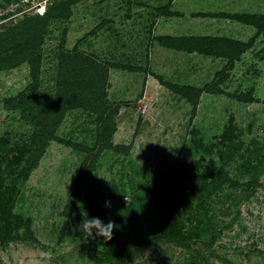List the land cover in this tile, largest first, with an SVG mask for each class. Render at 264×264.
<instances>
[{"label":"rangeland","instance_id":"1","mask_svg":"<svg viewBox=\"0 0 264 264\" xmlns=\"http://www.w3.org/2000/svg\"><path fill=\"white\" fill-rule=\"evenodd\" d=\"M222 2L0 0V32L10 37V26L49 12L39 20L36 79L27 60L0 65V141L7 147L40 130L37 110L56 100L69 55L83 61L84 80L100 71L104 87L90 97L98 112L65 110L28 175L17 171L5 181H15V190L0 210V232L18 217L22 224L0 242V264H264V37L248 24L242 42L252 46H230L231 57L155 40L193 37L198 47L197 31L223 42L245 30L222 12L264 14V0ZM50 3L57 7L49 11ZM240 48L248 52L234 58ZM190 162L194 176H167ZM181 193L191 196L173 226L166 202ZM84 211L120 225L113 236L126 242L123 259H108L110 240L80 232Z\"/></svg>","mask_w":264,"mask_h":264},{"label":"trees","instance_id":"2","mask_svg":"<svg viewBox=\"0 0 264 264\" xmlns=\"http://www.w3.org/2000/svg\"><path fill=\"white\" fill-rule=\"evenodd\" d=\"M56 7L57 5H55V3L54 4L50 3L48 6L49 8L48 10L51 11ZM46 13H45L46 15L43 14L45 16L36 15V19L34 20V22L32 18H30L24 21H18L15 25L10 26L9 27L11 28L10 30L13 31L11 37L8 36L4 31L0 32V53L3 54L1 56L2 58L0 60V65L15 66L16 64L21 62V59L27 60L32 66V77L34 78V80L36 79L35 65H34L35 59L33 58V53L35 52L36 49V45H35L36 36H38L39 31L41 29L40 27L41 24H39L40 22L39 20L45 18L49 12L46 11ZM230 17L239 20L241 22H244L246 24L253 25L256 28V34L264 36V14L244 13V14H235L233 16L231 15ZM165 39H168V37L163 38V36H156L155 38V40H158V42H160L164 46L176 48L177 50H185L189 53L191 52H199L205 54L213 53L215 55H225L229 57L232 56L231 55L232 50L230 49V46L232 47V45L240 44L243 45L242 47L245 49L248 48L250 45V42L247 44L235 39L225 38L223 39L222 42L219 38L205 37V38H199L200 45L197 47L198 42H196L193 37L192 38L182 37V38H173V39L171 38L172 44L166 42ZM206 39H209L210 42L209 45L207 44ZM23 41L25 42L23 43ZM8 45H11L13 49L12 48L9 49ZM212 45H216L221 52L219 50L214 51L211 48H209ZM30 49L31 52H28ZM244 49L242 48L238 49L236 55L233 54L234 55L233 57L235 58L240 56L244 52ZM8 51L11 52L8 53ZM29 53L32 54V57L29 55ZM24 54L26 55L24 56ZM71 56L72 55H69L68 56L69 59L66 61L64 60V62L62 63L64 78L60 79V81L57 83L58 92H57L56 100L50 103L47 102L41 104L37 110V112L39 113L38 124L40 130L39 131L37 130L34 137L32 138V141L30 140L29 142H26L24 144H15L12 147H7L4 142L0 141V210L2 211L6 210L7 205L11 199V193L14 192L15 190V184H14L15 181L10 182V184L6 187L4 186L5 181H9L11 178H13L16 175L17 171L19 172L20 175L23 176L28 175V173L36 165L39 157L42 155L46 142L53 136L54 127L59 122L58 119L61 118L64 111L76 107H82L85 109H89L92 107L91 109L93 111L98 112V109H95V107H93L96 104L93 102V99H90V97H93L92 94L97 93L98 89L103 90L104 88L103 85L98 84L100 80L101 72L97 70V72L99 73L98 74L96 73L94 75V77L96 76L94 80L92 79L89 82L84 80V78L85 79L88 78V75L85 76L80 75L86 73V69H84L83 67L84 66L83 61L77 63L75 61L76 60L75 58L77 56L75 58ZM104 74L105 72L103 73V75ZM79 75L82 76L81 78H83L81 80V84L83 85V87L79 88L81 89L80 91H74V89L78 87L76 85L79 81L78 79H80ZM102 77L105 79V75ZM71 90L72 92H70ZM105 119L108 120V117H106ZM36 128H38V126ZM108 139H106V141H103L105 145L108 144L107 143ZM14 153L16 156L15 158H12V155ZM26 153L28 156H25ZM21 161L25 164L23 168L22 167L19 168V164L21 163ZM196 167L197 166L192 162L177 163L167 173V176L173 177L175 176V174H177V172L187 171L188 172L186 173L187 177L190 178L195 175ZM82 174L83 172L80 171L79 177H81ZM165 177L166 176H160L159 179L162 180ZM248 185H250V183ZM77 193L78 192H76L75 194L76 198H78V194H79ZM190 196L191 195H187L185 193L176 194V196L173 199H171L170 202H166V210L164 212V216L169 221L173 222L172 224L173 226L175 225V221L177 219L176 216H174V214L177 213L176 209L181 206L182 202H184L185 199L187 200L188 198H190ZM72 205H74V201H71L69 205L66 206L65 211L67 213L70 212L69 210ZM179 212L180 211H178L177 216ZM21 224H22V219L19 217L14 219V223L12 225L9 221L6 224L7 227L1 230L0 232V242L6 241L7 239H5V237H7V235L10 234L11 230L14 227H19ZM173 226L172 228H170L172 236L174 235L172 234ZM177 238H181L182 240H184L186 237L181 236L180 234V236ZM126 246H127L126 242H123L112 235V238L107 244L106 254L108 259L111 260L115 258H119V260L123 259L124 256L123 251Z\"/></svg>","mask_w":264,"mask_h":264},{"label":"clouds","instance_id":"3","mask_svg":"<svg viewBox=\"0 0 264 264\" xmlns=\"http://www.w3.org/2000/svg\"><path fill=\"white\" fill-rule=\"evenodd\" d=\"M110 203L105 201L103 207H110ZM82 222L78 223L76 227L84 234L85 237L95 236L103 237L104 240H110L113 235V229H118L120 225L109 219L107 222L102 220L99 216L89 217L87 211L81 212Z\"/></svg>","mask_w":264,"mask_h":264},{"label":"crops","instance_id":"4","mask_svg":"<svg viewBox=\"0 0 264 264\" xmlns=\"http://www.w3.org/2000/svg\"><path fill=\"white\" fill-rule=\"evenodd\" d=\"M224 2H222V4H225V2H226V0H223ZM221 11H227V10H221ZM235 13V12H234ZM250 13H255V12H250ZM236 14V13H235ZM235 14H231V13H229V10H228V12H222V14L221 15H224L225 16V20L227 21V20H232L231 22H234L235 24H237L238 26H239V29H242V30H245V31H240V33H238L239 34V36L237 37V38H233V39H235V40H238V41H246L245 40V38L246 37H248V31H247V29H246V27L248 26V24H245L244 22H241V21H239V20H236V19H234V18H232V17H230L231 15L233 16V15H235ZM240 14H243V13H240ZM227 17V18H226ZM228 22H230V21H228ZM196 30V29H195ZM194 34L198 37V38H205V37H208V38H216L217 37V35L216 34H213V33H208L207 35H205V34H200V32L198 33L197 31H195L194 32ZM241 34V35H240ZM261 36V37H260ZM230 36H228V37H226V39L227 38H229ZM262 37H264V36H262V35H259L258 37H257V39H261ZM219 39H221L222 38V36L221 37H218ZM231 38V37H230ZM222 41V40H221ZM245 43V42H244ZM251 46H252V44H250ZM244 52H246V51H244ZM243 52V53H244ZM248 52V51H247ZM246 52V53H247ZM242 53V54H243ZM221 56V55H220Z\"/></svg>","mask_w":264,"mask_h":264},{"label":"built area","instance_id":"5","mask_svg":"<svg viewBox=\"0 0 264 264\" xmlns=\"http://www.w3.org/2000/svg\"><path fill=\"white\" fill-rule=\"evenodd\" d=\"M41 14V13H40Z\"/></svg>","mask_w":264,"mask_h":264}]
</instances>
